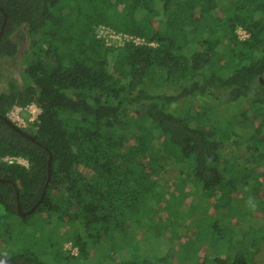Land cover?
<instances>
[{
  "label": "trees",
  "instance_id": "16d2710c",
  "mask_svg": "<svg viewBox=\"0 0 264 264\" xmlns=\"http://www.w3.org/2000/svg\"><path fill=\"white\" fill-rule=\"evenodd\" d=\"M239 1L236 8L234 0H0L8 14L0 59L18 56L15 36L23 28L33 38L28 84L11 83L0 93V113L42 110L30 132L40 144L0 118L3 210L24 221L47 214L79 224L74 244L86 256L89 239L117 228L122 216L125 226L135 203L157 197L170 170L208 192L226 191L221 166L231 138L209 130L205 107L215 100L246 106L241 116L254 133L251 147L264 151V0ZM4 21L0 11V34ZM101 25L147 44L108 46L98 38ZM241 28L248 39L240 38ZM246 180L244 190L262 192L263 185ZM19 203L35 210L20 214ZM223 231L199 264H255L249 254L225 255ZM0 258L46 264L29 253ZM153 261L134 257L124 264Z\"/></svg>",
  "mask_w": 264,
  "mask_h": 264
},
{
  "label": "rangeland",
  "instance_id": "374dc122",
  "mask_svg": "<svg viewBox=\"0 0 264 264\" xmlns=\"http://www.w3.org/2000/svg\"><path fill=\"white\" fill-rule=\"evenodd\" d=\"M234 1L236 8L242 3ZM238 34L242 40L249 38L242 28ZM110 35L109 31L104 32L100 39L119 45L120 41ZM15 40L20 46L18 56L0 59V93L7 91L11 83L20 87L28 84L25 70L31 59L33 38L23 28ZM198 110L201 113V104ZM245 110L247 107L242 104L223 100H215L203 110V120L210 122L209 130L217 134L224 131L231 138L227 141L230 150L221 166L226 191L208 192L200 181L170 170L157 186V197L146 205L135 203L137 207L129 211L125 226L126 216H122L117 228L89 239L86 256H81L74 244L75 237L82 235L79 224L47 214L24 221L9 216L0 206V254L15 257L29 253L46 264H124L134 257H148L155 264H199L208 252L216 249L219 243L213 236L222 228L225 255L249 254L255 264H264V151L260 153L251 147L254 133L241 116ZM41 113L34 105L27 109L16 107L9 116L32 133ZM20 161L23 165L28 163L25 159ZM247 178H252L258 188L263 185L257 197L244 190ZM248 227L253 228L251 233H247Z\"/></svg>",
  "mask_w": 264,
  "mask_h": 264
},
{
  "label": "water",
  "instance_id": "95a60500",
  "mask_svg": "<svg viewBox=\"0 0 264 264\" xmlns=\"http://www.w3.org/2000/svg\"><path fill=\"white\" fill-rule=\"evenodd\" d=\"M0 11H2L4 13V18H5L3 29H2V32L0 34V42H1V40L3 38V34H4V29H5L6 24H7L8 14L5 11V9L3 7H1V6H0ZM0 118H3L5 120V122H7L14 130H16L18 133H20L25 138L29 139L30 141H32V142H34L36 144H40L39 141L37 140V138L34 135H32L30 132H28V131L22 129L21 127H19L16 123H14L12 120H10V118L2 115L1 113H0ZM52 160H53V156L50 155V160H49V179H48L47 186L49 185V183H50V181L52 179V174H53ZM1 181L2 182H9L10 180L3 179ZM34 210H35V208L31 212H33ZM31 212H29V213H31ZM19 213L23 214V215H26L25 213H22L21 205H19ZM0 261L3 262L4 264H14V263L10 262L6 258H0Z\"/></svg>",
  "mask_w": 264,
  "mask_h": 264
},
{
  "label": "built area",
  "instance_id": "2783aa9c",
  "mask_svg": "<svg viewBox=\"0 0 264 264\" xmlns=\"http://www.w3.org/2000/svg\"><path fill=\"white\" fill-rule=\"evenodd\" d=\"M109 31L111 33L110 37L115 39V40H119L120 41V44L119 46H123L126 42H134L135 44L137 45H146L147 42L145 41V39H142V38H138V37H134V36H130V35H127V34H122V33H118L116 31H114L112 28L106 26V25H101L99 26V28L97 29V34H98V38H101L100 35H102L104 32H107ZM108 45H110L109 43H107ZM151 45H155V44H151ZM111 46V45H110ZM32 106L34 105H31V106H28L26 108H21L19 107L20 109H27V108H32ZM36 106V105H35ZM38 107V106H37ZM16 108V107H15ZM13 110V109H12ZM10 118V116L8 117ZM10 120H12L10 118ZM13 121V120H12ZM14 122V121H13ZM38 122H39V118H38ZM15 123V122H14ZM18 125V124H17ZM19 126V125H18ZM20 127V126H19ZM22 128V127H21ZM22 129H25V128H22ZM27 130V129H25ZM28 131V130H27ZM29 132V131H28ZM21 159L23 158H14V157H8L6 158V161H8L9 163H14V162H19L21 163ZM22 164V163H21Z\"/></svg>",
  "mask_w": 264,
  "mask_h": 264
},
{
  "label": "flooded vegetation",
  "instance_id": "af4514ba",
  "mask_svg": "<svg viewBox=\"0 0 264 264\" xmlns=\"http://www.w3.org/2000/svg\"><path fill=\"white\" fill-rule=\"evenodd\" d=\"M26 161H27V160H26ZM27 162H28V161H27ZM26 165H27V167H29V162H28ZM26 165H25V166H26ZM19 205H21V204H20V203L18 204V210H19ZM21 208H22V205H21ZM33 209H34V208H33ZM33 209H31L30 211L27 212V211H24L23 208H22V213L28 214V213L31 212Z\"/></svg>",
  "mask_w": 264,
  "mask_h": 264
}]
</instances>
